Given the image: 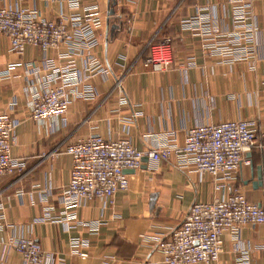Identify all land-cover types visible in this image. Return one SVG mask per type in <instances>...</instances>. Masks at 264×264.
<instances>
[{
  "label": "crops",
  "instance_id": "obj_1",
  "mask_svg": "<svg viewBox=\"0 0 264 264\" xmlns=\"http://www.w3.org/2000/svg\"><path fill=\"white\" fill-rule=\"evenodd\" d=\"M112 1L0 0V7H23L65 23L96 9L100 21L90 51L78 54L64 45L47 52L27 45L18 54L0 34V109L17 122L11 156L23 161L22 172L0 175V264H23L10 245L20 236L36 239L49 264H147L160 258L159 240L196 202L239 190L264 206V151L253 148L231 179L199 174L172 155L127 173L128 188L115 194L112 208L83 200L64 209L59 193L69 182L72 158L63 150L78 138H128L145 150L155 138L182 145L187 130L203 124L254 119L264 129V0H252L255 60L220 53L217 41L244 21L240 6L229 0H116L111 8ZM164 38L171 39L173 63L152 71L143 65L148 43ZM87 54L108 70L81 77L77 88L92 86L94 95L73 98L55 122L33 121L28 102L42 86L43 65L81 69ZM221 245L211 264H264V223L243 225L237 242L223 233Z\"/></svg>",
  "mask_w": 264,
  "mask_h": 264
},
{
  "label": "built area",
  "instance_id": "obj_2",
  "mask_svg": "<svg viewBox=\"0 0 264 264\" xmlns=\"http://www.w3.org/2000/svg\"><path fill=\"white\" fill-rule=\"evenodd\" d=\"M229 1L240 6L244 21L217 41L221 45L220 53L234 59L255 60L257 27L252 0ZM89 12L85 17L71 16L70 23H65L32 15L23 7H0V34L9 39L10 50L18 54H22L27 45L44 52L64 45L78 54L83 48L90 51L94 29L100 25L96 9ZM147 49L148 55L143 62L146 68L162 71L173 63L170 38L151 41ZM31 65L38 73L40 67ZM43 67L47 73L40 77L42 86L32 92L28 102L30 118L39 124L63 117L73 98L94 95L92 86L77 88L83 75L90 77L108 71L93 54H87L81 69L71 65L48 68L44 64ZM70 84L71 88H67ZM116 86L123 92L119 78ZM16 126L10 113L0 109V175L18 174L23 170V161L11 156ZM253 148L264 151V129H259L254 119L194 126L187 130L182 145H170L155 138L154 144L145 150L136 148L128 138L107 140L92 134L65 146L63 152L71 156L72 168L59 199L66 211L76 208L83 200H99L112 208L115 194L128 188L125 170L139 169L144 157L157 162L175 155L179 164L190 166L199 174L231 179L243 161L249 162L245 154ZM263 223L264 206L248 201L239 190L212 201L196 202L181 222L159 240L160 258L147 264H211L222 250L223 233L228 232L237 242L243 225ZM10 245L21 256L23 264H49L50 255L32 237L12 238ZM242 252L246 260V251Z\"/></svg>",
  "mask_w": 264,
  "mask_h": 264
},
{
  "label": "water",
  "instance_id": "obj_3",
  "mask_svg": "<svg viewBox=\"0 0 264 264\" xmlns=\"http://www.w3.org/2000/svg\"><path fill=\"white\" fill-rule=\"evenodd\" d=\"M115 2H116V0H113V3H115ZM115 29H117V26H116V25H111V26H110V30H111L112 32H114ZM147 160H148L147 157H144V158L142 159L143 162H146ZM131 171H133V170H125L126 173H129V172H131ZM258 180H259L258 183H261V181H260V180H261V176H260L259 173H258Z\"/></svg>",
  "mask_w": 264,
  "mask_h": 264
},
{
  "label": "trees",
  "instance_id": "obj_4",
  "mask_svg": "<svg viewBox=\"0 0 264 264\" xmlns=\"http://www.w3.org/2000/svg\"><path fill=\"white\" fill-rule=\"evenodd\" d=\"M114 5H115V3H113V1H112L111 8H113ZM113 25H116V24H113ZM117 29H118V26H117Z\"/></svg>",
  "mask_w": 264,
  "mask_h": 264
}]
</instances>
